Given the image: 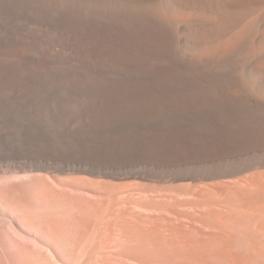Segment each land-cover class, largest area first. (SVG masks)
I'll list each match as a JSON object with an SVG mask.
<instances>
[{
	"label": "bare ground",
	"instance_id": "obj_1",
	"mask_svg": "<svg viewBox=\"0 0 264 264\" xmlns=\"http://www.w3.org/2000/svg\"><path fill=\"white\" fill-rule=\"evenodd\" d=\"M219 183H264V0H0V264H113L149 191Z\"/></svg>",
	"mask_w": 264,
	"mask_h": 264
},
{
	"label": "rangeland",
	"instance_id": "obj_2",
	"mask_svg": "<svg viewBox=\"0 0 264 264\" xmlns=\"http://www.w3.org/2000/svg\"><path fill=\"white\" fill-rule=\"evenodd\" d=\"M113 181L114 183L108 184L97 182L94 180L85 181L83 191L85 193L87 202L92 200L97 195L106 197L109 190H119V195H117V197L122 200L121 202L124 208H131L135 206V203L133 202H142L144 198L146 199V196L144 197V195L141 193L142 190L153 187L152 185L149 187L148 184L144 182L140 184H129L120 179H112V182ZM219 184L222 186L223 183ZM220 185H212L211 187H214L213 189L209 187L208 192L209 194H211L214 201L210 203L211 205H207L211 207L205 206L206 208L196 206V198L200 196L196 197V192L188 191L192 187L179 191H149V194H155L153 196V201L155 200L154 203L157 209H154L153 211L145 214L144 218H142L140 222L141 224L139 223V227L141 229L143 228L142 230L144 231L145 236L142 235V237H137L136 239L138 242L135 241L136 239L130 242L124 241L126 245L122 246L116 242L117 239H113V251H110V249L106 247V249H104L105 251L103 250V254L107 255L109 259L110 254H112L113 252V256L115 257L116 255V257H118L117 259L113 257V259L115 260V262L113 260V264H264V222L262 219H259V217H257L258 215H263L264 213V200H262V204L259 201L260 199H264V183L261 190L259 189V191L262 193L258 192L260 194V197L258 194L257 196L256 194L252 195L244 189H238L234 186H232L234 187L232 188L230 187L231 185L226 186L227 184H223L222 187ZM225 187H227V189L229 190L228 194L223 192L225 191ZM121 192H125L123 194L127 193V197L126 195H123L126 200H124V198L120 196ZM246 192L248 194H246ZM128 194H134L135 196L133 195L130 197V195ZM110 196L114 197V195ZM124 201H126L125 203H127L128 201V205L126 204L125 206ZM223 201H225V203ZM238 201H240L241 203ZM129 203H132L131 207ZM237 204H239V206ZM217 205L218 207L216 208ZM223 205L225 208H223ZM135 208H137V206H135ZM246 208L252 214V219L248 221L245 219L241 220L242 215H240L244 210H246ZM210 209H212V211ZM217 215H223V217L226 218L230 217L232 219H236L233 220L234 223L219 224V222L217 223V219H215ZM89 217V214L87 216L86 213L84 219L82 220L83 223H81V227L83 228L84 226V233L87 234H89L92 231L91 229L93 228L91 226V217ZM206 217L209 218L205 219ZM145 231H147L148 233ZM86 238L87 237L85 235V239ZM141 239H143V241ZM132 242L134 243V245L132 244ZM139 242L142 243L140 244ZM119 257L122 258L121 261L119 260Z\"/></svg>",
	"mask_w": 264,
	"mask_h": 264
}]
</instances>
